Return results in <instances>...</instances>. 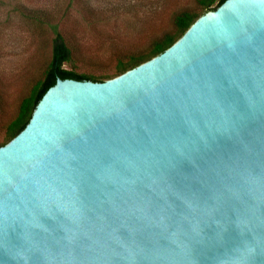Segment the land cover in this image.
I'll list each match as a JSON object with an SVG mask.
<instances>
[{"label": "water", "instance_id": "water-1", "mask_svg": "<svg viewBox=\"0 0 264 264\" xmlns=\"http://www.w3.org/2000/svg\"><path fill=\"white\" fill-rule=\"evenodd\" d=\"M0 264H264V0L58 77L0 145Z\"/></svg>", "mask_w": 264, "mask_h": 264}, {"label": "rangeland", "instance_id": "rangeland-1", "mask_svg": "<svg viewBox=\"0 0 264 264\" xmlns=\"http://www.w3.org/2000/svg\"><path fill=\"white\" fill-rule=\"evenodd\" d=\"M183 9H198L196 0H0V126L49 61L52 25L71 47L77 71L112 73L119 60L171 31Z\"/></svg>", "mask_w": 264, "mask_h": 264}, {"label": "trees", "instance_id": "trees-1", "mask_svg": "<svg viewBox=\"0 0 264 264\" xmlns=\"http://www.w3.org/2000/svg\"><path fill=\"white\" fill-rule=\"evenodd\" d=\"M224 0H196L198 9L179 10L173 15V28L158 38L151 41L146 51L131 55L126 60H119L112 73L91 74L75 69L71 47L57 28V24L52 25L54 36L51 39V53L49 61L43 69L41 76L32 84L29 92L24 96L18 105L14 116H10L0 129V145L6 143L27 123L31 112L45 90L54 84L59 78H73L78 80L102 81L120 74L121 72L136 66L137 64L162 52L171 45L188 26L202 13L215 9ZM35 11H30V17L36 16ZM68 65L69 67H66Z\"/></svg>", "mask_w": 264, "mask_h": 264}]
</instances>
